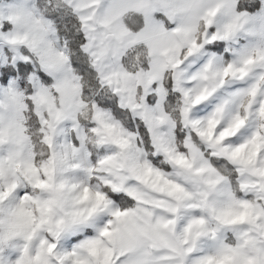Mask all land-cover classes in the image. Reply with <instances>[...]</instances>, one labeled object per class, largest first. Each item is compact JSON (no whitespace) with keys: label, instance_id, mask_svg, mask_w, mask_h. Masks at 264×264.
<instances>
[{"label":"snow or ice","instance_id":"6c2138e0","mask_svg":"<svg viewBox=\"0 0 264 264\" xmlns=\"http://www.w3.org/2000/svg\"><path fill=\"white\" fill-rule=\"evenodd\" d=\"M0 264H264V0H0Z\"/></svg>","mask_w":264,"mask_h":264},{"label":"rangeland","instance_id":"374dc122","mask_svg":"<svg viewBox=\"0 0 264 264\" xmlns=\"http://www.w3.org/2000/svg\"><path fill=\"white\" fill-rule=\"evenodd\" d=\"M121 38H122V34L118 33L115 36L114 42L111 44V46L118 50L119 46H120V39ZM110 39H112V38L110 37ZM140 55H141L140 53H133L132 56L130 57V62H131L133 67L138 66Z\"/></svg>","mask_w":264,"mask_h":264}]
</instances>
